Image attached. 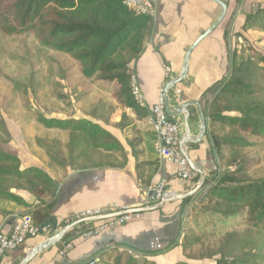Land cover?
<instances>
[{
	"label": "crops",
	"instance_id": "1",
	"mask_svg": "<svg viewBox=\"0 0 264 264\" xmlns=\"http://www.w3.org/2000/svg\"><path fill=\"white\" fill-rule=\"evenodd\" d=\"M207 1H210L211 12L207 14L206 21H200L199 14H203L205 8H199V0H157L152 29L144 41L143 51L129 64L143 95L141 106L147 114L138 116L131 109L119 106L107 92V106H113V110L100 118L99 124L90 120L111 136L101 137V143L107 146L96 147L100 151L99 159L91 160V157H87L91 149L86 151L85 145L90 142L83 135L84 140L80 142L82 145L77 146V142L75 146H71L68 159L52 163L51 170L32 165L42 169L57 184V193L50 210V217L56 219L57 226L53 230V222L50 220L51 223L44 226L43 232L37 237L26 239L17 250L8 252L0 260V264H19L33 246L72 222L78 212L96 208L113 211L150 204L148 192L160 182L165 184L163 191L170 193H182L180 188L183 185L179 181L186 182L185 186L193 185L195 179L177 178L174 163L157 155L154 148V131L150 123V107L156 102L165 84L181 74L188 48L218 19L208 23V19L213 17L220 5L212 0ZM220 1L226 3L225 15L230 10H237L242 16L243 11L255 5L254 1L264 5V0ZM227 64L228 45L218 25L191 51L185 77L169 87L166 92L170 117L181 124L180 140L185 134L189 138L198 136L200 119L196 105L186 106L187 120L185 112H177L178 108L184 102L197 101L204 110L202 94L216 80L225 76ZM212 127L209 118H206V132L201 140L188 142L184 146L191 167L200 169L204 177L212 174L217 166L211 154V143L215 142L210 135ZM108 144L114 145L109 148ZM10 191L20 197L26 205H17L0 198V229L4 231L10 230L20 216L29 215L27 212L39 203L37 196L32 192L16 189ZM176 207L177 202L170 200L160 209L143 212L132 221L103 229L88 238L80 237L79 233L98 221L82 223L68 230L65 235L68 232L71 234L67 238L63 237L54 246L37 253L27 264H103L111 262L115 255H101L95 258L92 256L114 244L129 245L141 251L163 250L146 257L154 264H190L177 252L175 246L164 251L175 239L171 229L168 240L162 241V238L167 237L166 231H170L165 227L169 213ZM27 240L35 242L28 244ZM64 242H71L72 248L60 255Z\"/></svg>",
	"mask_w": 264,
	"mask_h": 264
},
{
	"label": "trees",
	"instance_id": "2",
	"mask_svg": "<svg viewBox=\"0 0 264 264\" xmlns=\"http://www.w3.org/2000/svg\"><path fill=\"white\" fill-rule=\"evenodd\" d=\"M258 14L264 20V8H260ZM249 21L247 18L243 26L245 30L258 26ZM152 25L151 17L133 12L125 5L124 0H0L1 33L17 35L28 32L41 45L69 56L80 75L92 79L99 89H108L116 104L131 109L138 116L147 112L131 94L132 73L129 64L143 51L144 41L151 32ZM247 63L249 59L245 54L228 49L229 72L235 68L240 73ZM258 63L257 69L264 74V56L258 57ZM227 75L216 80L202 94L203 97L212 94L210 109L203 110L211 125H225L230 130L220 138L211 131L210 135L215 134L217 140L215 152L220 155L218 160L222 158L220 152L225 146L240 151L256 140L264 143V101H243L244 97L251 96L256 91L252 84L256 75L250 74L253 76L248 80H244L245 75L242 74ZM231 98L235 100L232 102ZM228 111H235L237 114H225ZM36 120L46 128L81 132L94 147H106L101 143V137L111 138L99 125L86 119H57L37 115ZM0 131L6 132L1 119ZM109 144V148L114 145ZM233 162L234 164L230 162L221 170L216 166L214 177H204L202 187L206 186L205 198L213 200L216 206H224L225 210H217L227 214L235 222H246L249 227L263 232L264 178L237 177L238 174L248 172L253 162L238 157ZM25 178L31 181L30 188H22L16 184L17 179ZM195 179L198 180V174ZM11 189L27 190L37 196L39 203L27 212L34 225L39 228L43 223L45 226L51 223L50 210L57 193V184L38 167L21 169L20 158L0 146V198L17 205H26ZM43 198L49 200L45 201ZM188 199L189 197L184 198L182 202ZM69 235L70 232L64 237ZM170 247L171 244L164 251ZM260 248L263 249V245ZM160 251L163 250L141 251L129 245L114 244L108 245L92 257L115 255L111 262L103 264H144L143 256L155 255ZM258 257L264 261V254ZM213 264H247V260H232L230 263L217 260ZM250 264L258 263L253 261Z\"/></svg>",
	"mask_w": 264,
	"mask_h": 264
},
{
	"label": "rangeland",
	"instance_id": "3",
	"mask_svg": "<svg viewBox=\"0 0 264 264\" xmlns=\"http://www.w3.org/2000/svg\"><path fill=\"white\" fill-rule=\"evenodd\" d=\"M254 4L251 9L243 11L242 16L236 9L233 12L230 10L219 24L228 49L242 52L249 59L240 73L235 68L229 72L227 64L226 75L242 74L245 75L244 80L253 76L250 74L256 75L252 83L256 91L243 98L245 103L251 100L264 101V74L257 69L258 57L264 56V20L258 14L264 5L261 6L259 1H254ZM200 7L205 10L199 14V20L206 21L207 14L211 12L210 1L199 0ZM221 10V6L218 7L208 23L216 20ZM247 18L250 23L258 26L245 30L243 26ZM108 91L99 89L92 79L80 75L69 56L41 45L32 34L5 35L0 32V119L6 129V132L0 131V146L20 158L22 169L38 165L51 170L52 163L66 161L71 146L77 142V146H80L84 140L83 134L78 131L46 128L37 122V115L71 120L84 118L99 124V119L113 110V106H107ZM202 99L204 107L210 109L212 94L202 96ZM230 100L233 102L235 99ZM225 114L237 113L228 111ZM212 130L219 138L230 131L227 126L217 123H213L210 133ZM215 134L211 154L217 169H223L230 162L234 164L235 157L244 158L252 160L253 164L248 172L238 174L237 177L264 178V143L256 140L240 151L225 146L220 152L222 158L218 160L220 155L215 152ZM89 149L91 152H87V157H91V160L99 159V149L87 142L85 150ZM212 177L214 172L208 175V178ZM179 182L183 185L181 192L185 193L193 189L198 180L195 179L193 185L188 186H185L186 182ZM16 184L30 188L31 181L28 178L17 179ZM205 190L206 186H203L186 202L175 200L177 207L169 213L165 224L170 231H166L167 237L162 238V241L168 240L172 229L175 239L171 246H175L177 252L190 264L215 263L217 260L227 263L247 260V264L253 261L263 264L264 261L258 256L264 254V231L253 229L246 222H235L227 214L219 212L217 208L225 210V207L216 206L213 200L206 199ZM27 242L33 244L35 240ZM262 245L263 249L260 248ZM146 257H142L144 264H149Z\"/></svg>",
	"mask_w": 264,
	"mask_h": 264
},
{
	"label": "built area",
	"instance_id": "4",
	"mask_svg": "<svg viewBox=\"0 0 264 264\" xmlns=\"http://www.w3.org/2000/svg\"><path fill=\"white\" fill-rule=\"evenodd\" d=\"M156 2L157 0H124L125 5L130 10L137 14L149 16L152 19L156 14ZM166 70H168V67H166ZM130 90L134 99L140 105H143V95L134 74H131ZM150 123L154 131V148L159 158L174 163V173L177 178L181 180L195 179L197 172L190 166L188 159L180 147L181 124L166 113L163 92H160L156 102L150 107ZM164 185V182H160L156 187L152 188L151 190L155 191V196L148 201L150 204L139 207L158 202L164 192ZM130 209L121 208L113 211H104L100 208L86 209L75 214L72 219L75 221L120 211V214L99 220L97 224L79 233L80 237L88 238L103 229L123 225L140 216L141 213L131 212ZM39 234V228L33 224L31 217L27 214L20 216L10 230L4 231L0 229V260L8 252L17 250L26 239L37 237ZM61 246L60 255H63L72 248L71 242H64Z\"/></svg>",
	"mask_w": 264,
	"mask_h": 264
},
{
	"label": "water",
	"instance_id": "5",
	"mask_svg": "<svg viewBox=\"0 0 264 264\" xmlns=\"http://www.w3.org/2000/svg\"><path fill=\"white\" fill-rule=\"evenodd\" d=\"M214 2H216L217 4H219L222 8L221 10V14L218 17V19L204 32L202 33L193 43L192 45L188 48V50L185 53L184 56V60H183V66H182V71L181 74L167 82L164 86L163 89V96L165 99V110L166 113L170 116L171 115V111L168 108V104H167V96H166V92L167 89L171 86H173L175 83L179 82L181 79H183L185 77L186 71H187V63H188V59H189V55L191 53V51L193 50V48L203 39L205 38L210 32H212L219 24L220 22L223 20L224 16H225V12H226V5L220 1V0H212ZM188 104H194L197 106L198 110H199V119H200V131L197 137L195 138H189L187 134H185L181 140H180V147L182 149V151L184 152L185 157L188 159L185 151H184V146L185 144H187L188 142H199L201 140V138L204 136L205 130H206V117L204 114V111L200 105V103H198L197 101H187L184 102L183 104H181V106L178 108L177 112H185V120H187V116H188V112L186 110V106ZM176 113V112H175ZM189 162V161H188ZM190 164V163H189ZM191 166V165H190ZM192 168L197 172L198 174V183L196 184V186L185 192V193H175L172 194L170 192H164L162 194V196L160 197L159 201L148 205V206H143V207H136V208H131L130 211L131 212H139V213H143V212H147V211H153V210H157L160 209L165 203L169 202L170 200H182L184 198L190 197L192 195H194L195 193H197L203 183H204V174L200 169H197L195 167L192 166ZM229 169H225L224 171H228ZM155 196V191L154 190H150L148 192V197L149 200H151V198H153ZM118 212H113V213H108V214H104L98 217H87L81 220H75L72 221L68 224H66L65 226L61 227L59 230H57V232H54L52 235H50L49 237L45 238L44 240H42L41 242H39L38 244H36L35 246H33L26 254V256L20 261L19 264H27L29 262V260H31L37 253L41 252L42 250L49 248L51 246H54L57 242H59L65 235V233L72 229L73 227L80 225L82 223H88V222H93V221H99V220H104L107 218H110L112 216H116L119 213ZM50 220H52L53 224H52V229L55 230L56 226H57V221L55 218L50 217ZM44 226L45 224H41L39 227V232H43L44 230Z\"/></svg>",
	"mask_w": 264,
	"mask_h": 264
}]
</instances>
